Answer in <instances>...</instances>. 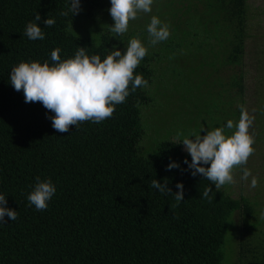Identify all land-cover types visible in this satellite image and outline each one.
<instances>
[{
  "label": "trees",
  "instance_id": "16d2710c",
  "mask_svg": "<svg viewBox=\"0 0 264 264\" xmlns=\"http://www.w3.org/2000/svg\"><path fill=\"white\" fill-rule=\"evenodd\" d=\"M177 1L165 21L169 38L150 46L149 21H130L120 37L109 28L93 33L98 15H109V0H81L82 11L73 17L61 15L67 11L66 0H0V193L8 196V207L18 211L16 221L5 217L7 224L0 225V264H224L226 233L234 215L240 217L241 242L231 264H264V251L243 243L247 233L264 234V214L222 187L216 189L202 175L193 177L183 163L191 157L179 144L196 134V111L208 129L209 124L216 128L240 119L236 105L244 104L243 74L225 83L220 73L243 66L248 0ZM36 14L46 33L43 41L23 36ZM49 14L56 23L46 28L43 21ZM132 38L148 48L136 71L149 86L138 88L99 124L84 121L79 130L72 125L60 133L48 118L54 113L40 102L25 103L23 90L10 84L13 66L22 61L51 64L56 48L62 60L72 58L77 47L103 59L114 46L126 50ZM156 102L161 105L159 116L151 109ZM215 105L216 110L206 111ZM228 107L235 112L229 114ZM147 110L155 114L151 122ZM172 112L174 118L178 112L184 119L188 116L186 129L180 124L152 149ZM220 112L224 118L216 119ZM234 131L226 129V134ZM170 161L180 168L167 171ZM36 177L51 178L57 187L44 211L27 201ZM153 179L161 184L167 180L173 193L179 191L176 184L183 183L184 201L150 189ZM208 186L212 193L204 199Z\"/></svg>",
  "mask_w": 264,
  "mask_h": 264
},
{
  "label": "clouds",
  "instance_id": "9594fccd",
  "mask_svg": "<svg viewBox=\"0 0 264 264\" xmlns=\"http://www.w3.org/2000/svg\"><path fill=\"white\" fill-rule=\"evenodd\" d=\"M67 11H62V16L79 15L82 11L81 0H66ZM154 0H110L108 9L114 26H109L115 37H120L129 30L130 21H135L139 13H151ZM41 16L36 14L33 21L26 24L23 36L30 41H43L46 33L39 25ZM46 28L55 25L54 17L43 21ZM149 35L148 44L156 46L166 41L170 36L169 25L158 16H151L147 25ZM61 49L56 48L50 54L51 64L48 61L20 62L13 66L9 73L11 86L16 91L23 90L25 103L40 102L43 107L54 115L48 118L53 129L60 133L69 132L70 126L75 125L79 130L81 122L91 121L99 124L112 117L116 106L126 102L127 97L135 93L138 88L148 87L149 81L142 72H137L141 61L146 57L148 48L138 38H132L122 51L114 46L110 54L103 59L100 55L87 54L83 47H77L72 58L61 59ZM240 119L237 123L228 120L224 126L208 130L206 135L192 134L191 138L185 137L179 144L184 146L191 161L187 158L184 164L193 177L202 175L212 182L216 189L234 183L233 170L247 164L253 154L254 139L249 134L252 119L247 109L240 106ZM235 131L226 134V129ZM192 137L195 139L193 140ZM205 165V166H202ZM180 164L170 161L167 171L179 169ZM243 180H248L252 175L248 168H243ZM257 179H251V187H257ZM150 189H158L160 194L172 195L177 202L184 201V184L177 183L176 193L167 187V180L161 184L151 180ZM57 193V187L51 178L42 180L36 177V183L27 195L28 205L37 211H44L49 207V202ZM212 188L208 186L202 198L208 199ZM8 196L0 193V225H6L5 217L12 222L18 219V211L8 207Z\"/></svg>",
  "mask_w": 264,
  "mask_h": 264
},
{
  "label": "rangeland",
  "instance_id": "374dc122",
  "mask_svg": "<svg viewBox=\"0 0 264 264\" xmlns=\"http://www.w3.org/2000/svg\"><path fill=\"white\" fill-rule=\"evenodd\" d=\"M178 3L179 1L177 0H154V3L152 5V12L151 13L141 12L138 14V18L136 20H142L146 23L147 21H149L150 23L151 16L155 15V16H158L165 23L169 15H171V13L173 12L174 7ZM247 6L249 8L248 28H247L248 29L247 34L249 38L246 40V51H245V58L243 61V66L240 69L237 68L238 71H234L233 67L229 69L224 68L222 72L220 73L225 83H228L230 81V78L233 75L235 74L240 75L241 73L243 74V79H244V94L243 95H245L243 96V98L245 99V101H247L246 104H244L245 108L246 106L249 107L248 106L249 103L254 99L259 101L258 102L259 106H261V104H263L264 102V0H248ZM192 10L193 8L187 9V12L188 11L192 12ZM109 15H107L105 12L100 13L98 15V19H97L98 23L96 26L98 25L99 26L96 27L94 30H92L93 33L100 34V33L105 32L108 28L110 29L109 27L110 25H106V24H111V26H114V21L111 15L110 16ZM192 16L193 15H191V17ZM96 22L97 21H95V24ZM83 33L86 34L85 32ZM89 36H95V35L90 34ZM119 48L123 49L125 48V46L123 47L120 46ZM204 75H207V73H204ZM165 97L170 98V95H166ZM256 103L254 102V104ZM258 103H257V106H258ZM160 106L161 105H159V103L156 102V104L151 108L152 111L155 112L156 115L158 116H159V113L161 112ZM259 106L258 108L261 110L264 108V105L261 107ZM165 107H166V111L168 112L170 108L167 105H165ZM236 107L239 108L240 106L236 105ZM211 108L216 110L217 107L216 105L211 106L210 108H207L206 111L213 110ZM234 112H235L234 109H231L228 107L229 114L234 113ZM195 113L192 114V117L195 119L196 122L198 121L197 129L195 131L196 134H199L203 128H205V131L201 132L202 136L206 135L208 130L215 129V126H212V124H209V129H208L207 128L208 123L204 121L205 118H198L195 116ZM154 116L155 114L151 113V111L149 110L146 111V120H148L149 122L153 120ZM178 116L177 118L176 117L174 118L173 112L167 115V120H169V122L165 130H163V132H161L160 134H156V137L153 139V142H152V149L156 148V146H158L160 142L165 140L167 136L169 135L168 133H170V131H178L177 128L179 129L181 127L180 124L183 123L182 126L184 129H186L187 123L189 122L188 120H186V119H189L187 118L188 116H185L186 119H184V115L180 112H178ZM221 116L223 117V112L217 113L216 119H219V117ZM258 118L261 122H264V115H259ZM155 121H157V118ZM162 129H163V125L160 128V130L162 131ZM251 136L253 137L254 140H256L255 138L256 134L254 132L251 134ZM170 137H171V140L173 141L177 142L179 140V138L174 136L173 133H171ZM192 139L194 140L195 138L192 137ZM256 150H257V146L254 148V152H253L254 159L252 162H257L259 166H257V164L255 163L249 165L250 164L249 160L251 158L250 156L247 164L238 166L233 170L234 183L226 184L222 186V189H225L234 199H240L241 197H245L247 199H251L254 202L257 201L261 205L264 203V192L261 191V190L264 191V167L262 166L260 167V164L264 166V152H262L263 146L260 144L258 146L257 153L255 152ZM243 168H248L251 171L252 175L249 177L248 180L242 179V176H243L242 169ZM252 178L257 179L259 186H257L256 188L251 187ZM234 217H233L232 225L229 228L228 232L226 233L228 252L225 257L224 264H231V257L233 254L235 255V253H233L235 248H237L238 251H240L241 239L239 237V227H238L239 222H240V217L238 215L236 216V218ZM234 222H236V224H234ZM262 230L264 231V229ZM253 233H247L244 235L243 237L244 245H248L249 248H250L249 245L253 246L254 248L258 246L260 251H264V234L261 233V234L253 235ZM250 239H252V242L249 244Z\"/></svg>",
  "mask_w": 264,
  "mask_h": 264
},
{
  "label": "crops",
  "instance_id": "0c3cea01",
  "mask_svg": "<svg viewBox=\"0 0 264 264\" xmlns=\"http://www.w3.org/2000/svg\"><path fill=\"white\" fill-rule=\"evenodd\" d=\"M251 99V98H250ZM257 99V98H256ZM247 101H245L244 99V104H246ZM254 102L258 103L259 101L258 100H252L250 103H249V107L246 106V109L249 113V116L250 118L252 119V124L249 128V134L251 135L253 132L256 134L255 138L256 140H254V144H253V147L255 148L257 146V150L255 151L256 153L258 152V146L261 144L263 146V151L264 152V122H261L259 120V115H264V108L261 110L258 108L259 106V103H258V106H257V103L254 104ZM243 102H241V105H242ZM243 104V106H244ZM240 105V106H241ZM264 105V102L263 104H261V106ZM259 106V107H261ZM258 109V110H257ZM257 110V111H256ZM240 115H241V112H240ZM257 156V154H256ZM254 159L253 157V154L251 155V158L249 160L250 164H257V166H259V164L257 162H252ZM263 160V159H262ZM264 167L262 164H260V167ZM263 184V183H262ZM257 186H259V184L257 183ZM262 192H264L263 190H261ZM241 201L245 200L246 203L252 207V208H255L256 212L259 214V213H262L264 214V203L263 204H259L257 201L254 202L252 201L251 199H247L245 197H241L240 198Z\"/></svg>",
  "mask_w": 264,
  "mask_h": 264
}]
</instances>
